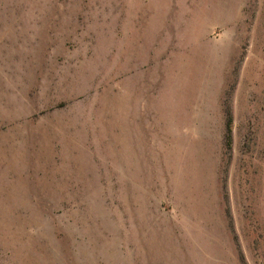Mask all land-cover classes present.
I'll return each instance as SVG.
<instances>
[{"label": "rangeland", "instance_id": "obj_1", "mask_svg": "<svg viewBox=\"0 0 264 264\" xmlns=\"http://www.w3.org/2000/svg\"><path fill=\"white\" fill-rule=\"evenodd\" d=\"M0 264H264V0H0Z\"/></svg>", "mask_w": 264, "mask_h": 264}, {"label": "trees", "instance_id": "obj_2", "mask_svg": "<svg viewBox=\"0 0 264 264\" xmlns=\"http://www.w3.org/2000/svg\"><path fill=\"white\" fill-rule=\"evenodd\" d=\"M227 142H228V146H231L232 144V119L231 117L228 120L227 123Z\"/></svg>", "mask_w": 264, "mask_h": 264}]
</instances>
